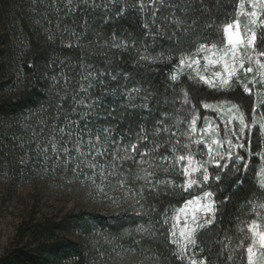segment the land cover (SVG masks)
<instances>
[{
	"label": "snow or ice",
	"instance_id": "1",
	"mask_svg": "<svg viewBox=\"0 0 264 264\" xmlns=\"http://www.w3.org/2000/svg\"><path fill=\"white\" fill-rule=\"evenodd\" d=\"M113 2L116 4V0ZM192 2L170 0L169 7L175 5L176 11L185 13ZM247 5L250 10H246L245 0H239L235 18L222 25L208 16L191 20L182 28L184 21L176 18V32L171 34L175 44L182 42L176 38L177 33L186 36L189 31L199 30L189 41L188 52L176 57L174 64L171 50L167 56L163 52L147 54L152 45L142 44L145 54L138 58L141 72L130 81L126 73L119 74L126 85L138 86H126L119 93L114 90L106 95L128 101L120 105L121 111H146L150 102L158 106L159 100L151 85L139 86L140 81L148 79L143 73L157 64L172 68L166 74L165 88L173 95L171 99L165 95L163 103L170 106L174 115L161 114L152 132L137 125L134 132L130 129L121 133L118 127L107 125L108 120L119 125L123 118L117 119L114 108L99 113L96 109L102 105L92 98V91L94 84L105 87L103 78L117 81V76L109 72L105 77L101 72L98 79L91 69L81 73L75 89L64 94L61 92L68 89L69 82L61 73L63 89L55 93V115L51 120H40L44 127H51L49 139L41 142L45 146L37 143L35 149L41 154L43 165L51 161L50 169L46 170L70 174L90 185L117 180L131 197L132 207L142 209L138 214L147 217V226L140 224L136 232L149 244L164 236L167 245L174 248L172 255L177 264H264V203L246 200L247 216L240 219L244 212L241 204L236 209L237 215L228 221L232 227H222L224 213L219 210L228 204L229 197L224 196L220 204L216 202L217 193L225 190L224 184L230 192L244 189L253 159L251 137L264 135V0H247ZM125 11L123 4H116L114 15ZM207 11L203 7L194 8L191 15L204 17ZM241 16L247 18L244 24ZM143 28L146 40L151 32L147 24ZM106 47L127 49L130 45L127 40L117 42L113 35L112 43ZM131 47L135 48V41ZM52 79L54 86L61 83L55 77ZM205 89L223 98L205 102L201 96ZM246 98H251L250 109ZM201 109L215 113L219 123L205 115L198 127ZM93 119L97 123L91 127ZM44 127L40 129L42 133ZM161 133L169 137L164 144L153 139ZM255 159L259 163L264 155L256 153ZM126 164L130 167L126 168ZM250 183L253 192L264 193V167L253 170ZM187 193L193 194L184 198L179 207L159 209L152 203L161 196L182 197ZM237 220L239 223L234 224ZM204 230L207 240L202 238ZM234 237L237 243L233 246Z\"/></svg>",
	"mask_w": 264,
	"mask_h": 264
},
{
	"label": "trees",
	"instance_id": "2",
	"mask_svg": "<svg viewBox=\"0 0 264 264\" xmlns=\"http://www.w3.org/2000/svg\"><path fill=\"white\" fill-rule=\"evenodd\" d=\"M238 2L239 0H202V3H196L193 0L192 6L181 13L175 10V5L169 7L170 0H116V4L126 7L124 14L117 16L114 15L116 4L113 0H72L71 4L68 0H0V156L8 161L14 175L19 171L29 177L45 175V180L52 181L54 185L62 179L72 184V192L82 190L98 205H106L101 211L82 212L74 208L59 219L28 221L21 229L19 239H27L35 248L14 246L0 259V264H113L122 259L131 260L135 264H177L172 255L174 248L167 245L164 236H158L154 244L141 239V234L136 229L140 224L147 226V217L138 214L142 209L132 207L131 197L119 187L117 180L90 185L76 180L70 174L46 170L50 169L51 161L43 165L41 154L35 149L37 143L49 139L51 127H44L40 120H51L54 117L57 103L55 93L57 89H63V77H67L69 84L68 89H64L61 94L74 90L81 73L91 69L98 79L101 78V72L105 77L109 72L117 76V81L103 78L105 87L94 84L95 91H92V98L102 105L96 109L99 113L114 108L113 114L117 119L123 118L119 125L112 120H108L107 125L118 127L121 133L129 132L130 129L134 132L137 125H143L146 132H152L155 121L161 118V114L174 115L170 106L163 103L165 95L169 99L173 95L165 88L166 74L172 68L166 64H157L152 66L153 70L143 73L148 79L140 81L139 86L151 85L159 100L158 106L150 102L146 111H121L120 105L127 104L128 101L112 99L106 95L114 90L119 93V89L126 86H138L126 85L119 74L126 73L130 81L141 72L138 58L145 54L142 44L152 45L147 54L157 55L163 52L167 56L171 50L175 64L176 57L190 50L189 41L199 31H189L186 36L177 33L176 38L182 42L175 44V38L171 34L176 32V18L184 21L182 28L187 27L191 20L198 21L208 16L216 24L222 25L235 18ZM140 4L144 6L141 8ZM200 7L208 10L205 16H192V10ZM69 8L73 11L69 12ZM145 24L151 32L146 40L143 39ZM113 35L117 42L127 40L130 47H106L112 43ZM133 41L135 48L131 47ZM53 77L61 83L54 86ZM183 82L187 84L186 80ZM201 96L205 102L223 98L209 89H205ZM180 99L182 100V94ZM246 99L250 109L251 98ZM64 107L67 108L68 104ZM205 115L219 123L215 113L201 109L198 127ZM96 123L93 119L90 126L94 127ZM100 123L104 126L103 121ZM125 124L129 127H124ZM42 127L43 133L40 131ZM153 139L164 144L169 137L161 133ZM251 140L253 159L249 167V182L245 183L244 189L231 192L227 191L228 185L224 184L225 190L217 193V204L221 203L224 196L229 197L228 204L219 210L224 213L222 227H232L228 221L237 215L236 209L241 204L244 205V212L240 219L247 216L249 206L246 200L264 203V193L253 192L250 183L253 170L264 167V160L257 163L255 159L256 153L264 155V135L253 134ZM43 146L44 143H41V147ZM241 155H244L243 151ZM16 157L23 160L18 163ZM125 167L130 165L126 164ZM177 180L182 178L177 177ZM192 194L187 193L182 197L161 196L153 199L152 203L159 209L179 207L183 199L190 198ZM238 223V220L234 221V224ZM67 235H77L82 242L78 245L69 243ZM202 238L208 239L207 230L202 233ZM236 243L234 237L233 246Z\"/></svg>",
	"mask_w": 264,
	"mask_h": 264
},
{
	"label": "rangeland",
	"instance_id": "3",
	"mask_svg": "<svg viewBox=\"0 0 264 264\" xmlns=\"http://www.w3.org/2000/svg\"><path fill=\"white\" fill-rule=\"evenodd\" d=\"M246 10H250L245 0ZM241 16V23L246 22ZM12 158L15 156L9 155ZM18 163L23 159L16 157ZM73 186L61 179L56 185L45 180V175L27 176L22 171L12 174L8 161L0 156V259L14 246L35 248L27 239H19L21 229L30 220L61 218L77 208L82 212L101 211L106 205H98L82 190L72 192ZM69 243L78 245L82 239L67 235ZM113 264H135L131 260H118Z\"/></svg>",
	"mask_w": 264,
	"mask_h": 264
}]
</instances>
